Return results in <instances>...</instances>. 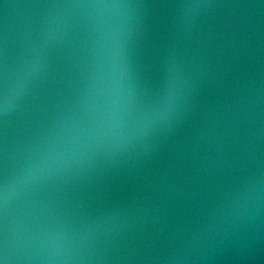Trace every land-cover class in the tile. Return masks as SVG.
<instances>
[{
    "label": "water",
    "instance_id": "95a60500",
    "mask_svg": "<svg viewBox=\"0 0 264 264\" xmlns=\"http://www.w3.org/2000/svg\"><path fill=\"white\" fill-rule=\"evenodd\" d=\"M0 264H264V0H0Z\"/></svg>",
    "mask_w": 264,
    "mask_h": 264
}]
</instances>
